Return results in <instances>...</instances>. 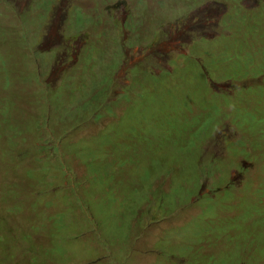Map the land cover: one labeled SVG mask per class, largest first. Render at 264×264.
<instances>
[{
    "label": "rangeland",
    "instance_id": "1",
    "mask_svg": "<svg viewBox=\"0 0 264 264\" xmlns=\"http://www.w3.org/2000/svg\"><path fill=\"white\" fill-rule=\"evenodd\" d=\"M52 1L0 0L1 108L10 97L26 104L19 121H43L32 144L28 127V143L17 148L27 155L18 162L5 155L13 165H0V224L31 231L14 264L65 245L62 264H197L202 257L230 260V244L247 246L254 257L264 244V184L253 188L264 182V73L253 80L240 69L264 72V0ZM219 39L227 42L220 47ZM154 53L172 73L157 83L144 74L145 98L134 107L125 97L140 92L132 69L160 74L147 62ZM15 58L22 64L10 67ZM231 60L236 82L208 88L203 64L226 77ZM4 75L15 81L12 88ZM10 184L31 190L32 206L53 194L69 197L70 235L50 232V218L31 230L29 199L14 214ZM200 192L204 201L184 204ZM90 194L97 209L93 201L82 205ZM203 212L218 239L192 245L191 222Z\"/></svg>",
    "mask_w": 264,
    "mask_h": 264
},
{
    "label": "trees",
    "instance_id": "2",
    "mask_svg": "<svg viewBox=\"0 0 264 264\" xmlns=\"http://www.w3.org/2000/svg\"><path fill=\"white\" fill-rule=\"evenodd\" d=\"M57 0H53L52 2H55ZM205 1L201 0L198 2V5H202L204 4ZM188 10L192 8V5H189ZM72 13V12H71ZM75 18V17H73ZM213 22V21H212ZM213 28H215L214 31H216L217 26L212 23ZM133 25L128 26L127 28L129 30H133L132 29ZM140 29H142L140 27ZM139 29V31H140ZM134 32L136 30H133ZM167 31V29H166ZM207 35V34H205ZM139 39L141 40V42H143L145 40L146 37L143 36V34L141 33L139 36ZM221 42L220 47H222L223 44H225L227 41L224 39H219ZM219 47V48H220ZM200 48H204V49H208V47L206 45H200ZM187 56H183L185 63L184 66H187V60H186ZM208 55L206 53H203L202 58L199 57V61H201V63L204 61L205 58H207ZM17 58H15V61H11V65L10 67H12L13 64L15 65H19L22 64V62H20V60H16ZM264 59V58H263ZM33 64L39 68V67H43V65L37 61V60H33L31 59ZM159 57L157 53L152 54L150 57L147 58V62L151 65V67L156 68L157 70H161V73L158 74L156 73L154 70L152 69H146V68H137L135 70L132 69L133 71H137L136 76L137 79L135 80V85L136 87L140 90V92L135 93L136 95V99L133 100L130 93L126 92V95L129 94V96L125 97L128 99V101L132 104H134V107L145 98V92L147 90V85H144L142 83L144 74L149 78L150 81L152 82H159L160 79H165L168 78V76L171 75L172 71L162 67L161 63H158ZM156 61V62H155ZM228 63V61H227ZM121 64V63H120ZM120 64H116V67H118ZM229 64L231 65V69L226 73L228 76L223 77L224 74L221 72H214V70L210 69L209 67L205 66V64H203V67L205 68L206 71V77H207V83H208V88L210 89H215L213 88L215 85L214 84H221L224 81L227 80H234V75L236 73V68L238 67L235 60H231L229 62ZM227 65V64H226ZM171 67L173 68L174 66L171 64ZM212 70V71H211ZM21 71V70H19ZM5 72V71H4ZM22 72V71H21ZM68 72L72 73V75H76L78 74L77 71L75 69L69 70ZM177 73H189L188 69H183V68H178ZM240 73L241 76H243V78H247V79H255L257 77V74H263L264 72L262 71V73H256L254 71H251L250 68H247L245 70H241L240 69ZM40 76L39 72H34L31 74V79H35L39 85L42 87L43 83L40 81L39 77ZM190 75V73H189ZM3 81H5V83L10 86L11 88L14 85L15 81H12L10 79H8L6 77V75H4L3 77ZM236 82V80H234ZM114 84V83H113ZM89 85V81L87 80V85L86 88ZM142 88V89H141ZM60 91H67V85L64 84L61 88H59ZM76 91V90H75ZM66 93V92H65ZM53 96V100H52V104L56 105L57 100L60 98V95L57 94V92H53L52 93ZM33 95L31 93V101H32ZM4 101H0V165H13V164H9L5 161H3V157L5 155H11L15 158V160L18 162L20 159V156L23 155L24 157L27 155V153H17V148L20 145H25L26 142L28 143V139L27 138V128L30 127L31 128V144H32V140L33 137L35 136V134L38 132L40 133L41 130L43 129V121H36L33 122L31 121V125H29V122L27 123H23L22 121H19L17 119V114H19L21 112V110L23 109L25 102L24 103H19L18 101H15L13 99H11L10 97L8 98V100L6 101L5 105L3 108H1L2 103ZM35 103H36V98H35ZM32 105V103H31ZM2 109V110H1ZM150 109H157L156 106L154 108H150ZM144 111V110H143ZM49 115V110L45 113ZM248 119H251V117H248ZM252 120V119H251ZM48 123V122H47ZM46 123V124H47ZM37 131V132H36ZM35 133V134H34ZM34 134V135H33ZM47 143H44L41 147H38L41 151H45L48 148V145H46ZM50 149H54V147H51ZM77 154V153H76ZM17 165V163H16ZM89 167V165H88ZM244 168H246L248 170V167L245 165ZM90 169V168H89ZM29 177H31V179H34L35 176L33 175V173L28 172ZM231 183H234L232 181H230ZM264 184V182H261L259 180L256 181V184L253 188H260L262 187ZM71 186H75L78 189H81L85 187V185H79V184H74ZM91 197V194H90ZM15 199H16V204L17 206V210L14 211V214L16 213V211L22 210L25 211L24 207L26 206V200L29 199V207H30V217L31 218V230H40L41 225L40 223L43 222L45 219L50 218V221H52V226L49 229L50 232H63L66 234H69L72 232V229L70 227V223L68 221L67 215L71 212H73L74 208H72L73 203L70 202L69 197H54V194L52 196V198L50 200H44L42 201L40 204L32 206L31 203V190L26 191L24 189H22L19 186L18 191L15 193ZM102 196H101V200H102ZM117 202H119V198L117 199ZM195 200V201H194ZM93 201L92 197L91 199H89L88 201H86L84 204H91ZM199 202L201 203V201H204L202 194L200 192L199 195H196L194 197L191 198V200L189 202H186L184 204H188L190 202ZM259 201L262 205H264V194L261 195L259 197ZM127 204V202L122 203V208L124 209L125 205ZM93 205L96 208V205L93 201ZM182 204L178 205L177 209L181 206ZM32 206V207H31ZM140 206V204H138L136 206V208ZM45 207L46 210L47 209H52L54 210V213L49 214L46 210H42L41 208ZM176 209V210H177ZM205 211V210H204ZM137 213V211L135 210L133 215ZM117 217V216H116ZM208 216L205 212H203L198 218H196L195 220H193L191 222V226L192 227V236H191V240H192V245L196 243V240L200 239V241H203L204 238H208L212 241L217 240L218 238L216 237H212V235H210V232L206 229L207 227V220H208ZM258 218H260V216H258ZM37 222H36V221ZM198 223H200L202 225V229L201 230H197V225ZM213 234L216 233V230L214 229ZM3 237V241L0 242V264H14L15 262V255H20L19 253H17V251H22L21 247H20V242L21 241H26L27 239L30 238L31 236V231H26V232H21L19 231V229L16 228L15 224H11L9 221L7 220H3L2 223L0 224V237ZM215 236V235H214ZM221 240H223L222 238H220ZM225 241V240H224ZM244 242H246V239H243ZM68 242V240H67ZM228 243H234L233 241H230L229 239L226 241ZM231 249L230 252V260H221L218 258H210V257H202L200 258L198 261H196L197 264H259V260H264V244L261 245L257 250H256V255L254 257H251L248 254V248L246 247H235L234 244H230L226 247V249ZM181 251H184L183 249H180ZM195 251V249H194ZM222 251V255L226 258L227 257V252L226 250H220ZM68 253V250L66 248V245L60 249V247H58V249H52V250H48V251H39V252H35L31 254V264H62L63 262V256L66 255ZM73 256L76 254H72ZM184 258L187 260L188 259V255L183 254ZM199 255H203V254H199ZM178 257V254H177Z\"/></svg>",
    "mask_w": 264,
    "mask_h": 264
},
{
    "label": "clouds",
    "instance_id": "3",
    "mask_svg": "<svg viewBox=\"0 0 264 264\" xmlns=\"http://www.w3.org/2000/svg\"><path fill=\"white\" fill-rule=\"evenodd\" d=\"M11 185V184H10ZM11 189H12V194H13V201L15 202L16 201V199H15V193L18 191V189H19V187L18 186H16V185H11Z\"/></svg>",
    "mask_w": 264,
    "mask_h": 264
}]
</instances>
